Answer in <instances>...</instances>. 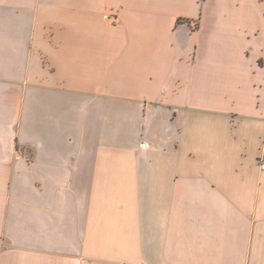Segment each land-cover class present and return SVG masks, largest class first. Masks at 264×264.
Returning a JSON list of instances; mask_svg holds the SVG:
<instances>
[{
  "label": "crops",
  "instance_id": "crops-1",
  "mask_svg": "<svg viewBox=\"0 0 264 264\" xmlns=\"http://www.w3.org/2000/svg\"><path fill=\"white\" fill-rule=\"evenodd\" d=\"M264 0H0V264H264Z\"/></svg>",
  "mask_w": 264,
  "mask_h": 264
},
{
  "label": "built area",
  "instance_id": "built-area-1",
  "mask_svg": "<svg viewBox=\"0 0 264 264\" xmlns=\"http://www.w3.org/2000/svg\"><path fill=\"white\" fill-rule=\"evenodd\" d=\"M258 167L260 171H264V150L259 155Z\"/></svg>",
  "mask_w": 264,
  "mask_h": 264
}]
</instances>
